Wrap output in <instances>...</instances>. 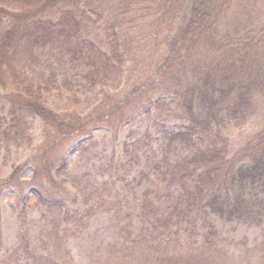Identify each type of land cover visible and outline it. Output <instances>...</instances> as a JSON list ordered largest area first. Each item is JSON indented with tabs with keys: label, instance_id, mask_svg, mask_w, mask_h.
Returning <instances> with one entry per match:
<instances>
[{
	"label": "trees",
	"instance_id": "trees-1",
	"mask_svg": "<svg viewBox=\"0 0 264 264\" xmlns=\"http://www.w3.org/2000/svg\"><path fill=\"white\" fill-rule=\"evenodd\" d=\"M236 2L0 0V156L4 148L13 143L20 146L26 139L30 117L42 121L41 141L29 144L33 153L0 179V264H73L65 256L68 251L58 255L48 248L40 253L35 247L27 227L28 191L41 211L59 210L54 233H49L58 248H63L77 224H84L86 215L87 220L95 214L116 219L120 232L128 235L119 243V252L111 255L120 264H205L210 263L213 251L226 257L227 246L218 240L219 218L264 231V130L260 141L243 146L228 142L219 133L226 123L246 115L247 104L259 95L264 97V69L254 65L264 56V23L259 15L251 18L244 10L233 11ZM113 4H118L121 15L135 13L136 17H109L111 23L104 25L106 41L101 45L91 30L102 27L99 20L108 15L104 7ZM146 18L154 20L158 32L165 24V38L157 45L167 49L150 62L135 59L132 63L131 48L121 41L117 29L129 33L133 24L144 23ZM26 46L30 53L48 51L60 64L70 63L75 69L92 66L89 73L80 70L81 78H89L92 87L106 71L117 73L122 85L100 87L87 112H59L42 84L35 86L14 71L8 78L12 56ZM144 62L152 67L147 74ZM125 66L131 69L126 78ZM73 78L78 86L80 80ZM142 115L155 125L151 131L149 125L146 134L133 127ZM214 123L218 138L202 145ZM126 126L130 131L121 153L106 157L98 166L99 174H108L110 179L96 182L84 200L87 209H79L75 205L79 198L60 178L68 167V156L86 149L96 128H107L118 136ZM155 149L161 157L171 153L173 159L158 166L159 170L166 168L160 173L165 186L153 191L155 199L152 190L143 192L145 229L131 233L124 187ZM28 168L33 170L29 181L22 178ZM117 181L125 184L123 188ZM7 189L15 193L13 203L20 218L12 247L6 246L2 228L1 201ZM79 190L83 192V187ZM159 206L165 215L158 214ZM61 231H67L65 239H60Z\"/></svg>",
	"mask_w": 264,
	"mask_h": 264
},
{
	"label": "rangeland",
	"instance_id": "rangeland-1",
	"mask_svg": "<svg viewBox=\"0 0 264 264\" xmlns=\"http://www.w3.org/2000/svg\"><path fill=\"white\" fill-rule=\"evenodd\" d=\"M117 6L118 4H113L109 8L107 6L104 7L108 15L99 20V24L102 27L96 29L95 32L91 30L92 37L100 38L97 41L101 45L106 41L103 34H105L104 25L106 26L107 23H111L108 20L118 19V17H120V20H129L132 17H136L135 13L132 15L131 13L124 16L121 15L120 7L116 9ZM242 10L247 12L251 18L253 14L255 16L259 15L261 22L264 23V0H237L233 11L240 12ZM94 18L96 17L94 16ZM153 23H155L153 19L146 18L144 23L133 24L135 28L130 30L129 33L126 30L121 32L117 29L121 41L131 48V53H133L131 56L132 63L135 59H142L143 61L145 59V61L150 62L151 57H159L167 49L163 44L157 45L163 42L165 38L164 34L167 31L166 27L164 29L165 24L160 23L161 29L158 32L156 24ZM253 45L252 42L250 48ZM27 50V46L21 47L16 51V55L12 56L10 65L13 70L8 72V78H10L14 71L17 73V76H27V79L35 86L42 84L51 105L59 112L74 109L80 112H87L89 107L94 104L93 98L97 96L100 87L104 86L115 89L118 85H122V83L119 84L121 78L117 73L106 71L98 77L97 88L96 86L92 87L89 78H81L80 70L82 69H75L73 64L70 65V63H65L67 66L60 64L55 59L56 56L50 55L48 51L42 53L38 50L30 53ZM66 59L70 61L69 56ZM256 63L254 64L255 67L264 69V56H259L256 59ZM144 64L146 65L145 62ZM80 67L84 68L85 66L80 65ZM91 67L86 66L82 71L89 73L88 70ZM124 69L126 78L130 74L131 69L128 66H125ZM148 69L152 71V67L149 65L146 67V74L148 73ZM93 75L98 76L96 73H93ZM73 76H76L81 84L78 83L77 86ZM172 117H176L175 113H173ZM138 120H136L137 122L133 127H135L136 131L142 132V134L151 131V128L155 126L154 124L151 125L152 120H149L145 115H142L141 119ZM223 126L219 133L221 137H224L230 143L243 146L248 142L260 141L261 139H258L259 134L264 130V97L259 95V97L254 99L252 104H247L245 116L233 120L231 123H226ZM148 128L149 131H146ZM128 131H130V127H123L119 135L116 136L107 128H96L93 132L94 138L86 142V149L78 150L68 156V167L65 174H62L60 178L65 179L64 186L70 192L75 193L73 194L74 196L77 195L79 198V202L75 204L79 209H87L84 200L89 198V192H92L97 183L110 179L108 174H99L98 166L103 164V160L106 157L121 153L123 142L128 138ZM217 132V124L214 123L210 128L209 135L207 132L205 133L208 135L206 137L208 142L203 139L201 144L209 145L210 138H218ZM41 137L42 121L38 117H30L29 131L26 139L21 142L20 146L13 143L10 148L2 150L0 156V179L8 176L14 165L27 160L31 153H33L32 146L37 145L41 141ZM156 143L159 142L151 141V144ZM29 144H32V146ZM167 158L172 160L173 155L167 153V156L161 157V151L155 149V152L150 153V157L145 159L129 176V182L126 184L128 186L124 187V192L127 195L124 194V196H128L129 198L130 223L132 224L130 226L131 233L137 234L146 227V223L142 220V195L143 192L150 189L152 190V199L154 200L153 191H157V188L164 189L165 182L160 173L165 172L166 168L163 167L159 170L158 166L161 163H168ZM32 176V168L26 169L22 174V178L27 181L31 180ZM116 183L122 188L125 185L120 181ZM81 186L83 187V192L79 190ZM115 192L120 193V191ZM28 193L31 197L29 199L30 207L27 214V227L31 229L30 232L32 238H34L35 247L40 253H43L48 248L52 253L57 252L58 255H65L64 251H68L65 256H68L67 258L70 257L73 264H120L119 262L112 261L111 255L112 252H119V243L127 239L128 235L126 236L120 232L121 227H119L116 219L106 214H95L87 220L86 215L87 221L85 220L84 224H77V228L72 230L73 234H71V237H67L68 241L63 248H58L59 243L55 245V242H51L53 239L49 233H54V223L59 210L49 208L48 210L41 211L36 206V198L32 196L30 191ZM14 194L13 191L7 189L2 195L1 201L2 228L7 247L15 245L17 226L18 222L20 223L18 211L15 210L13 203ZM157 212L159 215L166 214L162 206L157 208ZM216 225L219 230L218 240L222 244H226L228 252L225 257L219 254V251H213L210 256V263L205 264H264V246H261V241H264L263 228L247 223L227 222L220 220V218L217 220ZM65 235L68 236L67 231L65 233L61 231L60 239H65ZM42 241L46 243L44 247ZM173 243L178 245L179 250L181 249V246L176 241Z\"/></svg>",
	"mask_w": 264,
	"mask_h": 264
}]
</instances>
